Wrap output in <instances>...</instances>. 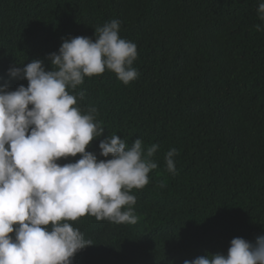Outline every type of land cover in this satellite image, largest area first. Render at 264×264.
<instances>
[{
  "label": "trees",
  "instance_id": "obj_1",
  "mask_svg": "<svg viewBox=\"0 0 264 264\" xmlns=\"http://www.w3.org/2000/svg\"><path fill=\"white\" fill-rule=\"evenodd\" d=\"M264 0H0V85L28 81L10 67L48 54L62 38L87 36L119 20V35L137 45L138 77L124 84L112 71L85 77L82 109L95 107L104 127L86 150L117 134L148 147L157 168L133 188L135 224L71 221L86 246L72 264H183L227 255L235 237L264 235ZM31 107V106H29ZM175 148L176 173L166 154ZM61 158L59 163L75 161ZM14 236V233L10 234Z\"/></svg>",
  "mask_w": 264,
  "mask_h": 264
},
{
  "label": "clouds",
  "instance_id": "obj_2",
  "mask_svg": "<svg viewBox=\"0 0 264 264\" xmlns=\"http://www.w3.org/2000/svg\"><path fill=\"white\" fill-rule=\"evenodd\" d=\"M264 21V2L257 9ZM119 20L87 36L62 38L58 52L48 54L51 69L34 59L10 67L12 78L28 81L10 90L0 85V264H72L76 253L92 245L71 221L85 215L98 221L135 224L133 188L149 182L159 145L145 150L140 138L131 147L117 134L99 142V159L86 150L104 127L97 110L77 105L85 77L112 71L124 84L138 77L133 62L137 45L119 35ZM257 31L264 29L258 24ZM31 106V107H29ZM78 160L59 163L61 158ZM170 149L167 170L176 173ZM14 233L13 235H10ZM183 264H264V235L255 242L235 237L227 255L211 253Z\"/></svg>",
  "mask_w": 264,
  "mask_h": 264
}]
</instances>
